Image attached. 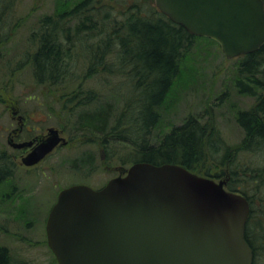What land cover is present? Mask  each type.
Wrapping results in <instances>:
<instances>
[{
  "label": "rangeland",
  "instance_id": "374dc122",
  "mask_svg": "<svg viewBox=\"0 0 264 264\" xmlns=\"http://www.w3.org/2000/svg\"><path fill=\"white\" fill-rule=\"evenodd\" d=\"M80 1L0 0V245L8 248L12 264H57L46 242L45 223L59 191L74 184L100 188L118 175L120 167L135 161L130 145L112 141L111 134L105 141L97 133L75 132L71 128L74 116L64 111L88 90L103 99L111 90L108 99L120 110L132 88L123 76L84 78L87 66L83 60L81 65L71 66L75 78L66 85L38 84L33 76L30 55L37 38L32 33L41 31L42 20L58 6L68 10ZM92 2L98 5L96 0ZM130 2L117 0L116 8L129 9ZM243 57L227 58L217 42L193 37L158 106L159 117L150 139L156 142L189 117L208 124L207 133L214 136L210 148L214 149L206 165L211 172L223 171L216 179L229 176L234 180L231 183L252 196V206L263 213L264 142L256 138L242 148L246 134L237 121V114L251 109L256 97L237 82L241 80L258 96L263 95L264 66L259 65L253 74L239 73ZM14 110L24 119L20 139L43 136L52 126L62 131L67 144L35 165L21 164L27 149H14L7 143L8 131L17 126Z\"/></svg>",
  "mask_w": 264,
  "mask_h": 264
},
{
  "label": "water",
  "instance_id": "95a60500",
  "mask_svg": "<svg viewBox=\"0 0 264 264\" xmlns=\"http://www.w3.org/2000/svg\"><path fill=\"white\" fill-rule=\"evenodd\" d=\"M154 1L188 33L215 40L227 58L264 44L263 0ZM34 141L7 136L14 148L30 147L20 159L25 166L67 143L52 126ZM249 212L247 198L223 179L137 161L100 188H62L46 218V241L58 264H252Z\"/></svg>",
  "mask_w": 264,
  "mask_h": 264
},
{
  "label": "trees",
  "instance_id": "16d2710c",
  "mask_svg": "<svg viewBox=\"0 0 264 264\" xmlns=\"http://www.w3.org/2000/svg\"><path fill=\"white\" fill-rule=\"evenodd\" d=\"M130 1V8L120 11L116 8L117 0L111 3L96 0L98 5L92 0H82L63 11L58 6L54 14L42 20L41 31L32 33L37 38L36 48L30 55L33 76L38 84L66 85L75 78L70 73L71 66L81 65L82 60L87 66L84 78L96 74L104 78L123 76L132 88L122 108L116 110L108 99L111 90L106 99L88 90L74 106H69L70 110H64L74 116L71 128L82 134L97 133L105 141L110 140L111 134L112 141L128 143L134 162L175 163L218 178L223 171L211 172L206 165L214 149L210 148L214 136L207 133L208 124L189 117L156 142L150 139L159 117L158 106L178 71L181 54L191 47L195 36L161 13L154 0ZM97 35V40L92 39ZM243 56L239 73L253 74L259 65L264 66V44ZM237 83L256 97L251 109L237 114V121L246 134L242 148H246L256 138L257 142H264V94L258 96L241 80ZM224 178L229 190L241 192L249 200L245 237L254 250L252 264H257L258 242L253 230H264V212L254 209L252 196L231 183L234 180L230 181L229 176ZM262 243L260 240L259 244ZM0 264H12L9 250L3 245H0Z\"/></svg>",
  "mask_w": 264,
  "mask_h": 264
},
{
  "label": "flooded vegetation",
  "instance_id": "af4514ba",
  "mask_svg": "<svg viewBox=\"0 0 264 264\" xmlns=\"http://www.w3.org/2000/svg\"><path fill=\"white\" fill-rule=\"evenodd\" d=\"M2 9V8H1ZM18 114H20L19 112H18ZM21 115V114H20ZM22 116V115H21ZM13 118H16L17 117V115L15 116V115H13L12 116ZM22 121L23 122H18L17 121V126L16 127H14V128H11L9 131H8V135L10 134L11 135V137L13 138V141H15V142H20V141H24V140H27V138L26 139H20L19 138V136L22 134V132H23V128H24V119H22ZM20 126V129H16V128H18ZM13 129H16L15 130V132H12L11 133V131L13 130ZM7 135V136H8ZM32 138H35V141H34V144H36L41 138H42V136H39V135H37V136H33V137H31V138H28V139H32ZM33 144V145H34ZM12 148H14V147H12ZM14 149H16V148H14ZM25 149H27V151H26V153L30 150V148H25ZM25 153V154H26ZM24 155V154H23ZM23 155H21V156H23ZM21 158V157H20ZM256 234H257V237H256V240H257V244H256V248H257V250H255V253H256V261H257V264H264V249L263 248H261L260 246H264V230H253ZM260 240H262L263 241V243H262V245H260L259 244V241ZM251 246V245H250ZM251 248H252V246H251ZM252 252H253V259H254V250H253V248H252Z\"/></svg>",
  "mask_w": 264,
  "mask_h": 264
}]
</instances>
